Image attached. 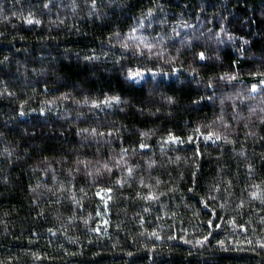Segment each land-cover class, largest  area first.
I'll return each instance as SVG.
<instances>
[{
  "label": "trees",
  "instance_id": "1",
  "mask_svg": "<svg viewBox=\"0 0 264 264\" xmlns=\"http://www.w3.org/2000/svg\"><path fill=\"white\" fill-rule=\"evenodd\" d=\"M0 264H264V0H0Z\"/></svg>",
  "mask_w": 264,
  "mask_h": 264
},
{
  "label": "snow or ice",
  "instance_id": "2",
  "mask_svg": "<svg viewBox=\"0 0 264 264\" xmlns=\"http://www.w3.org/2000/svg\"><path fill=\"white\" fill-rule=\"evenodd\" d=\"M203 56H204V54L203 53H200V57H201V59H203ZM255 87V86H254ZM169 99H171V98H169ZM255 195V194H254Z\"/></svg>",
  "mask_w": 264,
  "mask_h": 264
}]
</instances>
